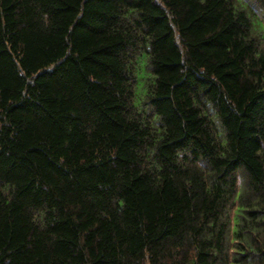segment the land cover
<instances>
[{"label":"trees","instance_id":"trees-1","mask_svg":"<svg viewBox=\"0 0 264 264\" xmlns=\"http://www.w3.org/2000/svg\"><path fill=\"white\" fill-rule=\"evenodd\" d=\"M0 264H264V0H0Z\"/></svg>","mask_w":264,"mask_h":264}]
</instances>
